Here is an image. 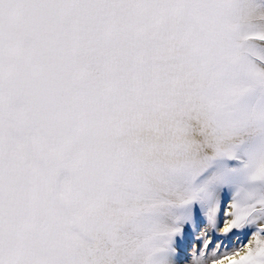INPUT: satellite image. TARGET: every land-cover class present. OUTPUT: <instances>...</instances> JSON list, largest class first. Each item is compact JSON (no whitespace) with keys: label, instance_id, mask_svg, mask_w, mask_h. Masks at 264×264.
<instances>
[{"label":"snow or ice","instance_id":"snow-or-ice-1","mask_svg":"<svg viewBox=\"0 0 264 264\" xmlns=\"http://www.w3.org/2000/svg\"><path fill=\"white\" fill-rule=\"evenodd\" d=\"M0 264H264V0H0Z\"/></svg>","mask_w":264,"mask_h":264}]
</instances>
